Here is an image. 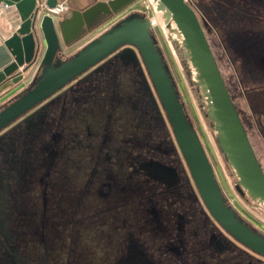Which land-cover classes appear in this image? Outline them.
<instances>
[{
	"label": "flooded vegetation",
	"instance_id": "1",
	"mask_svg": "<svg viewBox=\"0 0 264 264\" xmlns=\"http://www.w3.org/2000/svg\"><path fill=\"white\" fill-rule=\"evenodd\" d=\"M203 3L236 90L248 80L264 95V0ZM102 70L0 130V264H264L212 218L174 137L147 123L163 119L140 75Z\"/></svg>",
	"mask_w": 264,
	"mask_h": 264
},
{
	"label": "water",
	"instance_id": "2",
	"mask_svg": "<svg viewBox=\"0 0 264 264\" xmlns=\"http://www.w3.org/2000/svg\"><path fill=\"white\" fill-rule=\"evenodd\" d=\"M0 1L6 6L13 5L23 20L17 31L0 45V93L19 82L23 72L37 60L41 68L35 83L0 109V130L110 56L136 69L150 99L156 103L143 75V63L178 150L210 215L232 237L264 257V235H259L260 231L242 218L224 195L148 18L138 12L129 13L71 57L61 58L62 46L71 47L100 21L121 13L135 0H93L84 8L71 9L57 18L42 11L44 7L54 8L58 0H44L41 6H36L31 19L28 15L35 0ZM156 10L165 23H174L172 31L180 36L183 50L196 72V85L205 100L206 116L216 134L219 150L239 185L252 200L264 206V170L244 127V115L223 80L195 10L189 0H156ZM40 39L44 45L41 52ZM19 67H22L20 71Z\"/></svg>",
	"mask_w": 264,
	"mask_h": 264
},
{
	"label": "rangeland",
	"instance_id": "3",
	"mask_svg": "<svg viewBox=\"0 0 264 264\" xmlns=\"http://www.w3.org/2000/svg\"><path fill=\"white\" fill-rule=\"evenodd\" d=\"M189 1L192 3V1L194 0ZM195 1L200 6L199 7L198 5H195V12L207 36L208 43L210 45V48L212 49V53L222 74L223 80L227 88L230 90L231 96L236 106L240 111H242V114L244 115V118H242L244 127L247 131L256 157L262 169L264 170V95L263 93L260 94L250 90L252 86L256 85H251V81L248 82V80L241 81L240 83L244 93L241 94L236 90V84L239 82V80H237V78L235 77V74L237 73V67L234 63L231 64L227 60L224 52L223 54H221L222 46L220 45L218 38L216 37V40L208 38V36L210 37L211 35L210 33L217 32L214 30L212 31L213 28H210V30L208 29V31L204 29L205 18H207L208 13H203V0ZM90 2H92V0H90ZM152 3L153 0H135V2L131 4V6L126 8L121 13L108 16L107 18L96 24L94 27H92L81 39L72 44L71 47L66 48L62 46L60 54L61 58L64 60L68 57H71L86 43L109 28L112 24L115 23V21H118L120 18L129 13L138 12L143 14L146 18H155L157 16V13L152 8ZM64 4H66L67 8L62 13H69L72 8L68 6L67 3L64 2ZM60 14L54 16L57 18L60 17ZM174 27L175 25L172 21H169L168 23H165L164 21H157L155 26L152 27V34L162 52L164 59L169 66L174 81L176 82L186 112L192 120L196 132L198 133L200 140L202 141V144L214 168V172L225 196L244 219H246L257 230L264 232V206L252 200L247 194L241 196L240 193L236 190L235 184L237 183L238 179L226 162L224 155L218 148L216 134L210 126V119L206 116L205 100L201 95L198 86L196 85V72L190 63L188 56L185 54V50H183L180 36L176 32L172 31V28ZM40 43L42 44L40 50L41 52L43 51L44 47L42 39H40ZM109 59H112V56L98 63L96 66L84 73H90L94 69L97 70L99 68L102 70L104 68L103 65ZM116 63L117 64L115 65L111 64L108 67L104 68L102 70V73H110V75L111 73H130L133 76L132 78L135 79V68H132L131 65L124 66L120 62ZM38 64L39 60L35 62L32 68H29L27 70L29 72L30 69L32 70L33 68L37 67L35 73H26L27 71L23 72L22 78L19 82L11 85L1 92L0 109L14 100L26 88L32 86L35 83V80L39 76L41 70L40 65ZM141 67L143 75L150 87V91L154 95V99L156 100L158 109L163 119V123H157L159 121L155 123L153 119H147V123L156 125L160 133L163 134L167 141H169L170 139H173L171 127L167 121L164 111L162 110L157 95H155L156 92L150 83L143 63H141ZM109 81H112L111 78L109 79ZM258 102H260L262 106H257L256 104ZM179 157L181 165H183V167L185 168L184 161L181 158L180 154ZM34 264H39L37 259L34 261Z\"/></svg>",
	"mask_w": 264,
	"mask_h": 264
},
{
	"label": "crops",
	"instance_id": "4",
	"mask_svg": "<svg viewBox=\"0 0 264 264\" xmlns=\"http://www.w3.org/2000/svg\"><path fill=\"white\" fill-rule=\"evenodd\" d=\"M64 1L70 6L72 9H80L86 7V5L93 2L90 0H59ZM44 0H35V5L33 10L29 13L28 18H32L34 9L36 6H41ZM45 9V7H44ZM70 9V8H69ZM71 11V10H70ZM69 11V12H70ZM43 13V12H42ZM68 13H61L62 15H67ZM23 22L22 18L19 15L18 10L12 6H6L3 1H0V45H2L3 41L10 37L17 29L20 27V24ZM116 22V21H115ZM33 66V65H32ZM32 66L30 68H32ZM22 67H19L18 70L20 71ZM37 67L30 69L29 72L25 71L26 73H35ZM1 94V93H0Z\"/></svg>",
	"mask_w": 264,
	"mask_h": 264
},
{
	"label": "built area",
	"instance_id": "5",
	"mask_svg": "<svg viewBox=\"0 0 264 264\" xmlns=\"http://www.w3.org/2000/svg\"><path fill=\"white\" fill-rule=\"evenodd\" d=\"M44 3V2H43ZM42 3V4H43ZM67 7H66V4H64V2H60L59 0H58V3H57V5L54 7V8H52V9H48V8H46L45 7V9H43V13L42 14H44V13H47V14H51V15H58V14H60V13H62L65 9H66ZM152 8L156 11V13H157V10H156V0H153V3H152ZM149 19V21L151 22V19L150 18H148Z\"/></svg>",
	"mask_w": 264,
	"mask_h": 264
},
{
	"label": "bare ground",
	"instance_id": "6",
	"mask_svg": "<svg viewBox=\"0 0 264 264\" xmlns=\"http://www.w3.org/2000/svg\"><path fill=\"white\" fill-rule=\"evenodd\" d=\"M157 21H163L161 13L159 11H157V16L155 18H151V26L154 27Z\"/></svg>",
	"mask_w": 264,
	"mask_h": 264
}]
</instances>
